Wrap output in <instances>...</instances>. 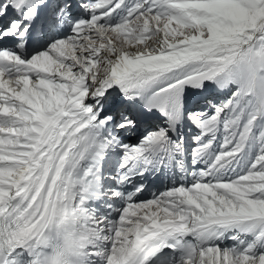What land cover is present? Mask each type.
Returning <instances> with one entry per match:
<instances>
[{"label":"snow or ice","instance_id":"6c2138e0","mask_svg":"<svg viewBox=\"0 0 264 264\" xmlns=\"http://www.w3.org/2000/svg\"><path fill=\"white\" fill-rule=\"evenodd\" d=\"M0 264H264V0H0Z\"/></svg>","mask_w":264,"mask_h":264}]
</instances>
